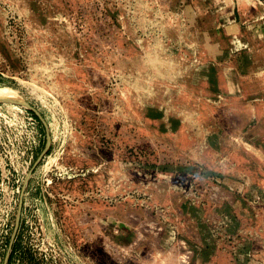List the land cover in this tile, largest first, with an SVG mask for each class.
I'll use <instances>...</instances> for the list:
<instances>
[{"label": "rangeland", "instance_id": "374dc122", "mask_svg": "<svg viewBox=\"0 0 264 264\" xmlns=\"http://www.w3.org/2000/svg\"><path fill=\"white\" fill-rule=\"evenodd\" d=\"M175 249L264 264V0H0V264Z\"/></svg>", "mask_w": 264, "mask_h": 264}, {"label": "bare ground", "instance_id": "6f19581e", "mask_svg": "<svg viewBox=\"0 0 264 264\" xmlns=\"http://www.w3.org/2000/svg\"><path fill=\"white\" fill-rule=\"evenodd\" d=\"M240 2L243 3L244 0H240ZM232 35H234V34H232ZM230 37H231V35H230ZM167 256H168L167 259L159 261L158 264H177L176 262L178 260L182 259V257L188 258L189 254H182L180 249H175V250L171 251L169 254H167Z\"/></svg>", "mask_w": 264, "mask_h": 264}]
</instances>
